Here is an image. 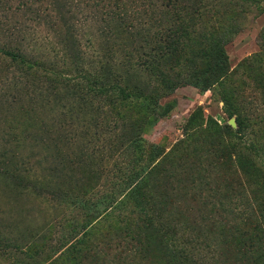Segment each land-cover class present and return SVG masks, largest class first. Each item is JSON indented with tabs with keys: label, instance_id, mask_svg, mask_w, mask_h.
Masks as SVG:
<instances>
[{
	"label": "trees",
	"instance_id": "obj_1",
	"mask_svg": "<svg viewBox=\"0 0 264 264\" xmlns=\"http://www.w3.org/2000/svg\"><path fill=\"white\" fill-rule=\"evenodd\" d=\"M255 10L264 14V0H0V64L14 68L12 77L2 81L5 90L25 92L22 97L29 107L39 96L31 89L47 83L42 90L64 114L69 143L81 145L80 152L89 159H113L119 178L101 201L80 204L84 222L77 220L80 230L75 227L68 239H60L61 245L53 242L47 248L40 238L21 247L0 232L3 253L16 246L11 254L23 255L14 257L18 264H69L64 255L82 252L93 256L91 264H143L153 255L150 244L156 235L164 244L167 264H264V118L256 113L247 122L230 110L227 89L238 74L230 65L227 46ZM260 41L259 52L240 66L264 59V29ZM137 74L153 76L158 84L141 90L133 84ZM186 86L219 96L228 117H236V129L225 127L232 141L228 159L242 171L254 197L218 189L211 202L218 230L230 226L238 233L244 253L236 263L225 260L215 233L177 228L164 203L155 196L153 201L148 191L151 171L146 162L155 161L157 148L128 138L126 146L117 132L121 107L141 102L154 111L161 107L162 92ZM15 98L10 103H17ZM202 116L198 109L191 118ZM191 130H185L187 140L196 135ZM120 144L132 153V164L118 151ZM102 213L105 220L117 219L119 224L116 236L104 241L91 226ZM65 247L63 255L47 262L52 252Z\"/></svg>",
	"mask_w": 264,
	"mask_h": 264
},
{
	"label": "rangeland",
	"instance_id": "obj_2",
	"mask_svg": "<svg viewBox=\"0 0 264 264\" xmlns=\"http://www.w3.org/2000/svg\"><path fill=\"white\" fill-rule=\"evenodd\" d=\"M258 14L255 10L248 16L241 32L227 46L230 65L238 68L236 79L227 87L231 96L228 108L248 118L247 122L254 120L256 113L264 118L263 56L250 67L240 66L245 58L259 52L264 14ZM13 70L8 64H0V232L7 242L11 240L12 244L21 247L40 238H45L41 246L48 248L53 242L61 245L60 239H68L75 227L80 230L77 220L84 222L78 213L80 204L101 201L105 194H109L110 187L119 184V178L114 174L115 161L109 159L106 162V155L89 159L80 152L81 145L69 143V136L63 130L64 114L53 98L45 93L47 90H42L47 83H39L43 87L40 90L31 89L39 96L37 102L29 107L24 104L28 101L22 97L25 92L17 94L5 90L2 81L9 80ZM133 84L146 91L149 86H156L158 81L148 74H137ZM162 93L161 107H155L154 111L148 110L141 102L129 104L126 109L120 108L122 119L117 132L123 138L122 144L127 146V138L140 139L148 149L150 145L157 148L155 161L151 160L152 164L146 162L151 171L148 191L153 194L152 200L164 203L178 229L203 235L215 233L225 260L236 263L242 260L244 253L238 233L230 226L218 230L215 225L218 222L217 210L211 206L217 194L213 192L218 189L224 190L226 195L234 190L236 193L244 192L250 199L253 196L242 171L228 159L232 141L225 127L236 129V117L230 119L222 99L210 91L186 86ZM12 96L16 97L17 103H10ZM198 109L203 116L193 121L191 116ZM231 120H234L235 127L230 124ZM188 126L193 129L192 133H196L192 140H187L185 135ZM122 144L118 151L124 152V158H129L132 164L133 155ZM177 166L181 172H175ZM184 166L187 169H183ZM201 178H206L210 185L207 186L206 180ZM236 196L241 197V194ZM105 219L102 213L91 225L99 240L115 237L119 229L117 219ZM163 245L161 238L153 235L150 244L153 255L143 264H167ZM66 248L52 252L47 262L55 261ZM15 249L16 246L6 247L3 253L0 245V264H18L14 257L23 255L11 254ZM39 251L42 252L41 249ZM47 254L51 252L47 251ZM69 255H64L67 261L71 260L69 264L93 262V256L88 252ZM27 262L34 263L27 260L22 264Z\"/></svg>",
	"mask_w": 264,
	"mask_h": 264
},
{
	"label": "water",
	"instance_id": "obj_3",
	"mask_svg": "<svg viewBox=\"0 0 264 264\" xmlns=\"http://www.w3.org/2000/svg\"><path fill=\"white\" fill-rule=\"evenodd\" d=\"M230 124H231L233 127L236 126L234 120H231V121H230Z\"/></svg>",
	"mask_w": 264,
	"mask_h": 264
}]
</instances>
